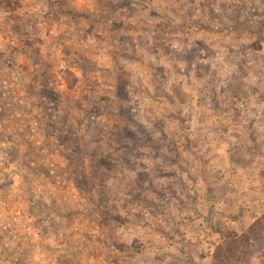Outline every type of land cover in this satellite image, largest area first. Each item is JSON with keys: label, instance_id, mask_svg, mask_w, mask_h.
I'll return each mask as SVG.
<instances>
[{"label": "rangeland", "instance_id": "374dc122", "mask_svg": "<svg viewBox=\"0 0 264 264\" xmlns=\"http://www.w3.org/2000/svg\"><path fill=\"white\" fill-rule=\"evenodd\" d=\"M217 111L264 161V0H0V264H264Z\"/></svg>", "mask_w": 264, "mask_h": 264}, {"label": "crops", "instance_id": "0c3cea01", "mask_svg": "<svg viewBox=\"0 0 264 264\" xmlns=\"http://www.w3.org/2000/svg\"><path fill=\"white\" fill-rule=\"evenodd\" d=\"M214 47L216 46L212 45L208 49L211 51V49ZM198 51L200 55L198 56V60H200V63H203L204 61L216 64L223 63V61L228 60L227 54L222 50H212L210 54H205L199 48ZM152 60V62L155 63L154 57L152 58ZM203 112L204 111H201V116H204ZM223 116L228 117L230 122L233 119L232 114L229 113V111H217L214 115V118L217 117V119H213V121H216V123H213L211 125L205 123L204 127L206 133L202 130V136H199V134L195 131L192 137L195 140L198 139V141L200 142V144H197V146L200 151L203 152L202 156L205 155L207 147L211 148L210 151H208L207 149L209 157L206 156L208 160H205L208 164L206 166L208 175L215 177L213 179H216L218 181L214 183L215 186L226 187V190L229 194L231 192L234 193L233 195H235L236 197H240V202L244 203L242 205L245 207V209H247L249 215L251 214L253 217V214H257L259 212L262 213L264 210V161L258 162L254 159V157H252L253 160L251 161L250 159L245 160L246 158L242 160L243 152L250 156H254V152H252V150H250L249 152H247V150H242L243 152L241 153L240 148L235 149V140L233 139V137L230 136L231 138H229V135H227L230 131L229 121L227 120V126H225L224 128H220V124H218V121ZM201 121L205 122V119H202ZM209 126H211V128ZM215 131L218 132V135H216L217 132ZM219 132H226L227 134L222 135L219 134ZM220 137L223 140H220ZM204 139H208V141H203ZM222 142L225 145H221ZM205 144L208 146L206 147ZM226 144H229L230 147H226ZM203 146L205 147L204 149ZM217 154L220 155L218 159H211V156H215ZM239 157H241L240 161H238V159H240ZM243 161H245V166L244 164H242ZM175 164H179L178 160L177 162H175ZM193 193L195 195L199 194L200 196L201 192L197 193L194 189V191H192V194ZM225 213L227 214V211H225ZM256 216L258 217L259 215L257 214Z\"/></svg>", "mask_w": 264, "mask_h": 264}, {"label": "trees", "instance_id": "16d2710c", "mask_svg": "<svg viewBox=\"0 0 264 264\" xmlns=\"http://www.w3.org/2000/svg\"><path fill=\"white\" fill-rule=\"evenodd\" d=\"M224 252H225V255H224V256H225V257H227V256H228L229 249H228V248H227V249H225V251H224Z\"/></svg>", "mask_w": 264, "mask_h": 264}, {"label": "built area", "instance_id": "2783aa9c", "mask_svg": "<svg viewBox=\"0 0 264 264\" xmlns=\"http://www.w3.org/2000/svg\"><path fill=\"white\" fill-rule=\"evenodd\" d=\"M240 107L242 108L243 105H240ZM256 219H257V216H255V217L253 218V221H255Z\"/></svg>", "mask_w": 264, "mask_h": 264}]
</instances>
